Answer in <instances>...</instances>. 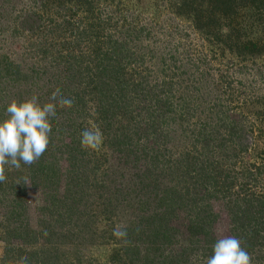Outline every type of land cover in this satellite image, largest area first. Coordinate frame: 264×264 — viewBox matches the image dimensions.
<instances>
[{"label":"rangeland","instance_id":"1","mask_svg":"<svg viewBox=\"0 0 264 264\" xmlns=\"http://www.w3.org/2000/svg\"><path fill=\"white\" fill-rule=\"evenodd\" d=\"M53 93L45 157L0 182V264H206L229 236L264 264V3L0 0V117Z\"/></svg>","mask_w":264,"mask_h":264},{"label":"clouds","instance_id":"2","mask_svg":"<svg viewBox=\"0 0 264 264\" xmlns=\"http://www.w3.org/2000/svg\"><path fill=\"white\" fill-rule=\"evenodd\" d=\"M52 103L41 106L38 98L17 101L13 99L0 117V182L5 180V167L21 170L23 166H36L48 151L52 121L57 102L60 106L71 107L73 101L52 94ZM101 135L96 129H84L80 133V144L86 149H96ZM117 238H125L124 230L114 231ZM248 252L241 247L235 236L218 239L206 264H250Z\"/></svg>","mask_w":264,"mask_h":264},{"label":"trees","instance_id":"3","mask_svg":"<svg viewBox=\"0 0 264 264\" xmlns=\"http://www.w3.org/2000/svg\"><path fill=\"white\" fill-rule=\"evenodd\" d=\"M261 3H264V0L262 1V0H259ZM219 6H220V4H219ZM219 8V7H218ZM221 10V12H222V14L224 15V17H228V16H230L232 13H235V11L233 10V11H231L230 10V8H229V5L228 6H226L225 8H222V9H220ZM252 48H254L255 50H256V48H257V46H256V43H254V44H252ZM254 49H252V51H254ZM252 51H250V52H252ZM261 203L262 204H264V200H261ZM242 222V221H241ZM261 225V226H260ZM259 225V227L257 228V227H255V230H254V228H253V232H254V234L255 233H258L256 230H258V231H260L261 232V235H262V237L264 238V220H261V224ZM241 226H242V223H241ZM156 231V230H155ZM164 233V232H163ZM246 236H247V238L246 237H244L243 239H244V241H249L248 240V237L249 238H251V235H248V233H246L245 234Z\"/></svg>","mask_w":264,"mask_h":264}]
</instances>
